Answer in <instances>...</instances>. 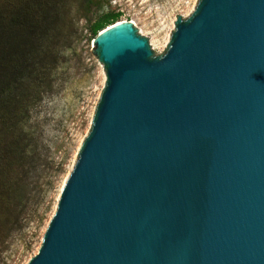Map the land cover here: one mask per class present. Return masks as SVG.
Instances as JSON below:
<instances>
[{"label": "water", "instance_id": "1", "mask_svg": "<svg viewBox=\"0 0 264 264\" xmlns=\"http://www.w3.org/2000/svg\"><path fill=\"white\" fill-rule=\"evenodd\" d=\"M92 41L106 87L28 264H264V0H200L152 58Z\"/></svg>", "mask_w": 264, "mask_h": 264}, {"label": "rangeland", "instance_id": "2", "mask_svg": "<svg viewBox=\"0 0 264 264\" xmlns=\"http://www.w3.org/2000/svg\"><path fill=\"white\" fill-rule=\"evenodd\" d=\"M99 10L91 22L72 11L74 28L56 55L52 88L35 104L27 127L34 131L41 159L32 179L22 229L0 252V264H28L41 247L56 211L64 183L88 137L106 87V72L95 62L89 27L99 17L120 15L133 23L150 45L152 58L164 56L178 19H190L200 0H95ZM45 159V161H44ZM31 188V186H30Z\"/></svg>", "mask_w": 264, "mask_h": 264}, {"label": "trees", "instance_id": "3", "mask_svg": "<svg viewBox=\"0 0 264 264\" xmlns=\"http://www.w3.org/2000/svg\"><path fill=\"white\" fill-rule=\"evenodd\" d=\"M79 10L91 22L99 3L0 0V252L22 229L29 189L33 190L32 179L42 161L27 123L42 94L52 88L56 55L74 28L72 11ZM119 18L118 14L99 17L89 27V40Z\"/></svg>", "mask_w": 264, "mask_h": 264}, {"label": "bare ground", "instance_id": "4", "mask_svg": "<svg viewBox=\"0 0 264 264\" xmlns=\"http://www.w3.org/2000/svg\"><path fill=\"white\" fill-rule=\"evenodd\" d=\"M126 21H119L118 24L116 25H122V24H125Z\"/></svg>", "mask_w": 264, "mask_h": 264}]
</instances>
